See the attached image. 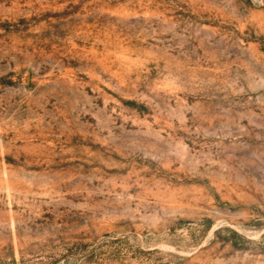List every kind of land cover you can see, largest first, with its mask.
Returning a JSON list of instances; mask_svg holds the SVG:
<instances>
[{
	"label": "rangeland",
	"instance_id": "rangeland-1",
	"mask_svg": "<svg viewBox=\"0 0 264 264\" xmlns=\"http://www.w3.org/2000/svg\"><path fill=\"white\" fill-rule=\"evenodd\" d=\"M0 264H264V0H0Z\"/></svg>",
	"mask_w": 264,
	"mask_h": 264
}]
</instances>
